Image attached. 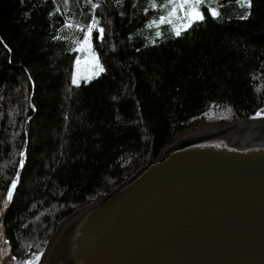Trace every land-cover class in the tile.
I'll list each match as a JSON object with an SVG mask.
<instances>
[{"label":"trees","instance_id":"16d2710c","mask_svg":"<svg viewBox=\"0 0 264 264\" xmlns=\"http://www.w3.org/2000/svg\"><path fill=\"white\" fill-rule=\"evenodd\" d=\"M150 1L165 0H0V213L16 179L3 219L16 264L207 114L223 125L264 108V0H221L219 19L204 6V21L180 36L163 23L165 37L148 44L141 31L161 12ZM65 14L80 27L61 35L75 42L97 22L105 71L78 85L77 52L58 36Z\"/></svg>","mask_w":264,"mask_h":264},{"label":"water","instance_id":"95a60500","mask_svg":"<svg viewBox=\"0 0 264 264\" xmlns=\"http://www.w3.org/2000/svg\"><path fill=\"white\" fill-rule=\"evenodd\" d=\"M244 119L174 140L73 210L40 264H264V125Z\"/></svg>","mask_w":264,"mask_h":264},{"label":"snow or ice","instance_id":"6c2138e0","mask_svg":"<svg viewBox=\"0 0 264 264\" xmlns=\"http://www.w3.org/2000/svg\"><path fill=\"white\" fill-rule=\"evenodd\" d=\"M91 2V0H89ZM119 2V0H117ZM238 3H243L247 8H251L252 0H237ZM67 3V0H65ZM211 0H166L165 5L162 7H169L170 11H168L166 16H161L159 18V23H169L172 24V18L176 16L177 12L182 13L183 15L177 17L181 20V23L178 27L174 28V34L176 36H180L182 31L190 28L194 23L202 22L205 19V13L201 10L202 7L207 6V14L210 15L213 19H219V12L216 7H211ZM93 8L97 7L95 4L91 5ZM153 7L156 5L153 4ZM250 13L245 12L241 19H247ZM155 23V22H154ZM71 27V25H68ZM97 27V22L95 19L87 25V31L83 35V39L80 41H76L77 48L76 51L87 53L86 58L82 61L80 58L75 60V71L72 74V84L78 85L81 79H84L86 82L92 80L94 77L99 76L101 73L105 71L103 65L100 63L99 57L92 49L91 37L93 33V29ZM104 29L99 28L100 37H103ZM257 116H260L261 113L257 112ZM20 165L23 166V157L24 152H20ZM17 184L16 179L11 181L7 189V198H12L13 190L15 189ZM15 259V257H13ZM40 256L38 254L34 255L31 260L25 262V264H35V261H38Z\"/></svg>","mask_w":264,"mask_h":264},{"label":"rangeland","instance_id":"374dc122","mask_svg":"<svg viewBox=\"0 0 264 264\" xmlns=\"http://www.w3.org/2000/svg\"><path fill=\"white\" fill-rule=\"evenodd\" d=\"M220 1L221 0H211L210 6L211 7H216L218 12H219L218 6L220 4ZM150 2L151 3H149V4L151 6L153 4L156 5L155 7L152 6V8L159 7L158 9L161 12L154 14L153 17H151L146 22V24L143 27V30L141 32L145 36L146 43L153 44V43L157 42L158 40H161V39H163L165 37V35L162 32V27H161L163 25V23H159V18L161 16H166L167 15L168 11H170V6L169 7H162V5H165L166 0L162 4L157 3V1H150ZM236 3H237V5H238V7L240 9L246 8V6L243 3H238V2H236ZM182 15H183L182 13L177 12L176 16H174L172 18L173 23L169 24L170 25V29H171V34H174V28L178 27L180 25V23H181V20L178 19L177 17H180ZM68 25H71V27H69ZM77 27H80V24L77 23L76 21H74L73 17H71L68 14L67 15L65 14V23H64L63 26H61L59 28L58 36L59 37L61 36V38H63L65 40V42L67 43V48H66L67 50H75L77 48V44L74 41V38H71L70 40H68L69 39L68 36L67 35H63L62 36L61 32L62 31H67L68 29H71V28L75 29ZM86 31H87V27L85 28V32ZM91 43H92V39H91ZM92 49L96 53L95 49L93 48V45H92ZM76 52H77V56H76L75 60L77 58H80L83 61L86 58V56H87V53H85V52H80V51H76ZM74 71H75V62H74V67H73V72ZM82 81H85V80L81 79L79 81V83L82 82ZM260 113H261V115L257 116V117H264V108L260 111ZM221 114L222 113H220V112L217 113V114H213V113L210 114V115L207 114L206 117H204L200 122L196 123L193 127L185 130L182 134L177 136L176 139H181L182 137H187L188 135H190L192 133H197L198 128L210 129V128H216V127H221V126L230 124L231 122L228 123V124H223V125H217L216 124L215 120L218 121V119L223 117ZM0 241H1V245H0V264L9 263L12 260L14 261V259L9 254V251H8L7 244H6L5 240L2 239L1 228H0ZM42 251L38 255H40L42 253Z\"/></svg>","mask_w":264,"mask_h":264},{"label":"bare ground","instance_id":"6f19581e","mask_svg":"<svg viewBox=\"0 0 264 264\" xmlns=\"http://www.w3.org/2000/svg\"><path fill=\"white\" fill-rule=\"evenodd\" d=\"M239 125L241 126V127H245V128H247L248 130H252V129H255V128H257L258 126H260V125H264V118L263 117H252V118H248V119H244L243 121H241L240 123H239ZM210 129H212V128H210ZM210 129H201V128H198V131H197V133H204V132H206V131H208V130H210ZM196 134V133H195ZM65 222H66V220H63L61 223H60V225H59V229L65 224ZM0 228H1V225H0ZM58 229V230H59ZM50 244V243H49ZM49 246V245H48ZM48 246H47V248H48ZM46 248V249H47ZM46 249L39 255L40 256V259L38 260V261H35V264H40V262H41V260H42V257H43V255H44V253H45V251H46Z\"/></svg>","mask_w":264,"mask_h":264}]
</instances>
